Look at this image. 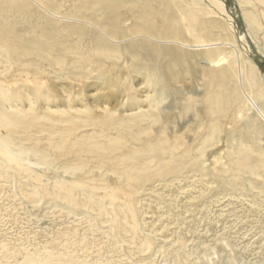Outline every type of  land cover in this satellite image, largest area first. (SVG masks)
I'll return each mask as SVG.
<instances>
[{
	"label": "rangeland",
	"instance_id": "1",
	"mask_svg": "<svg viewBox=\"0 0 264 264\" xmlns=\"http://www.w3.org/2000/svg\"><path fill=\"white\" fill-rule=\"evenodd\" d=\"M181 1L214 26L212 48L187 33L168 44L195 60L215 47L229 58L234 53L243 94L255 96L246 72L254 69L264 87V5ZM123 23L129 31L132 22ZM139 39L111 44L123 49ZM89 49L72 48L63 75L45 61L37 71L0 66V90H17L18 101L4 102L5 110L23 116L20 126L0 132L21 158L14 164L0 154V264H264V168L256 166L264 158V96L242 99L228 114H207V82L196 61L168 66L180 78L159 103L146 61L133 63L125 50L105 59ZM87 115L106 122V131L87 123ZM158 141L169 148L161 162L122 178L121 157ZM94 142L108 153L87 150ZM242 157L246 170L239 172Z\"/></svg>",
	"mask_w": 264,
	"mask_h": 264
},
{
	"label": "bare ground",
	"instance_id": "2",
	"mask_svg": "<svg viewBox=\"0 0 264 264\" xmlns=\"http://www.w3.org/2000/svg\"><path fill=\"white\" fill-rule=\"evenodd\" d=\"M253 1L264 5V0ZM191 8L187 5L185 6L181 0H74L69 5L68 2L61 0H0V66H4V64L13 68L26 66L37 71L39 70L38 63L40 64L38 61H45V63L49 62L50 67L57 69L62 74L63 71H67L66 67L68 68L65 63V56L70 53L72 48L81 43L90 48L88 51L85 50L87 54H97L105 59L118 57L122 54V50H125L131 59L140 58L142 61H146V63L144 61L143 63L146 64V67L151 72L154 71L156 75L155 83H157L159 89L157 98L159 103L170 94V84L176 82L179 77V72L177 74L171 72L168 66H188L189 63L196 61L201 66V77L206 78L207 82L205 87L206 95L203 100L207 114L213 115L220 112L228 114L239 106L242 99L253 101L254 98L264 96V87L258 74L252 68L246 72V76L250 86L255 89V96H250L248 95L249 93L243 94L242 86L246 87V84L241 77L239 63L237 64L234 60V53H231L233 58H229V55H225L221 48L213 46L215 49H205L207 50L206 52L198 54L200 59L195 60L197 57H192L190 53L187 54L183 50L180 51L168 44L182 40V37L187 33L200 45L210 43V45H207L212 48L211 43L213 40L211 39L210 31L214 26L208 25L211 23L202 20L199 14ZM122 11H125L124 15ZM56 16H62L64 21L57 19ZM124 17L126 18L123 19ZM261 18L264 22V13ZM128 19L132 22V26L129 31H126L122 28V23ZM250 21L253 24H258V19L256 20L255 17L250 18ZM182 23H185V31L182 28ZM128 35L129 39L135 36L142 37V39L130 40V43L126 44L123 49L111 44L115 41H121L122 38ZM78 50L80 51V49ZM79 60L78 62H80ZM135 60L133 63H135ZM141 60L138 61L140 62ZM85 61L91 64L88 60ZM71 64L73 66L72 62ZM80 64L82 63L80 62ZM80 66L82 67V65ZM81 67L77 69H81ZM73 68L75 69V67ZM75 70L76 74L78 71ZM67 72L65 73L67 74ZM197 72L195 74H198ZM67 75L70 74L68 73ZM153 75L151 74V76ZM150 78L146 79L147 83L151 82ZM2 80L4 79L0 77V82L4 83L5 81ZM13 80L15 81L17 78L15 77ZM2 88L0 90V97L2 98L0 100V132L2 129L11 131L17 128L21 125L23 117L16 111H11V109L5 110L4 102L13 101L16 103L18 101L17 90L12 87L6 94V88ZM189 108L188 104L186 109L188 110ZM86 117L87 123H94V126L103 128L106 131L108 127L106 122L95 123L91 116L87 115ZM152 121L153 123L156 122V118H152ZM72 131L73 129H67L65 133L71 134ZM121 133L125 137L130 134L124 131ZM136 134H141V132L138 131ZM131 137L134 138L133 136ZM65 143L63 140L62 144ZM112 143L110 142V144ZM7 145L0 140V154L5 156L10 163L15 164L19 159L21 160L20 154L13 152ZM89 147L86 149L100 153L107 151L106 153H108V150H106L108 147H103L100 142H94L92 147ZM114 147L112 146L111 148L114 149ZM168 149L162 141H158L149 144L142 143L140 149L129 151V154L126 157L124 156L125 158L121 157L119 160V163H122L120 166L123 167L122 178L127 181L131 180L133 172H136L138 168L144 171L149 169V164L155 161L160 163L161 156L167 153ZM39 159L45 160L46 157L40 156ZM256 166L258 169L263 170V157L258 160ZM236 168L239 172L246 170L243 157L236 164ZM77 169L78 167L67 168L69 171H76Z\"/></svg>",
	"mask_w": 264,
	"mask_h": 264
}]
</instances>
